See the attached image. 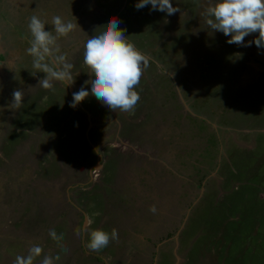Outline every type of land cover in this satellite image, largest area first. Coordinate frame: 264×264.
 Returning a JSON list of instances; mask_svg holds the SVG:
<instances>
[{
  "label": "rangeland",
  "instance_id": "374dc122",
  "mask_svg": "<svg viewBox=\"0 0 264 264\" xmlns=\"http://www.w3.org/2000/svg\"><path fill=\"white\" fill-rule=\"evenodd\" d=\"M137 2L0 0V264L33 242L44 249L34 264H264V48L212 31L207 0H172L171 16ZM33 15L46 31L56 15L82 30L59 41L71 86H37ZM110 17L151 57L131 113L85 83L83 43ZM82 85L89 96L70 107ZM113 228L108 247H85L93 229Z\"/></svg>",
  "mask_w": 264,
  "mask_h": 264
},
{
  "label": "clouds",
  "instance_id": "9594fccd",
  "mask_svg": "<svg viewBox=\"0 0 264 264\" xmlns=\"http://www.w3.org/2000/svg\"><path fill=\"white\" fill-rule=\"evenodd\" d=\"M148 5H151V10L164 12L169 16L181 12L179 7H173L172 0H138L135 7L139 10ZM183 14L185 13L181 15ZM201 15L212 31L231 37L227 43L245 47L255 43L258 49L264 48V0H207ZM120 23L117 17H110L107 23L100 26L98 31L94 30L95 34L84 41L83 63L89 69L90 76L85 83L90 84L91 94L112 111L131 113L140 100V94L135 89L149 66L151 57L142 53L127 39L124 34L126 30L119 27ZM47 24L48 21L33 15L27 25L31 39L26 54L31 57V74H46L37 85L45 90H53L55 81L71 86L75 82L71 72L73 65L62 53L59 41L81 29L78 24L65 21L59 15L51 19L52 31L45 30ZM254 33H258L254 41L245 44V37ZM72 95L73 100L69 106L75 108L89 96V91L82 85ZM12 98L9 107L19 109L24 100V92L14 90ZM47 99V96L43 98L44 101ZM149 210L156 212L155 206H151ZM48 235L57 242L63 239V235H58L52 228L48 230ZM118 239V230L115 228L110 234L103 229H93L88 234L85 247L99 252ZM43 253L42 246L33 242L28 248V254L16 255L12 264H34V260ZM55 259L58 260L59 256ZM40 264H54V258L45 254Z\"/></svg>",
  "mask_w": 264,
  "mask_h": 264
}]
</instances>
